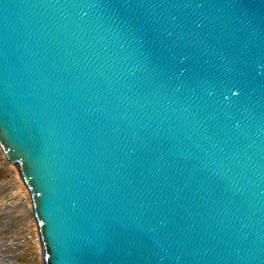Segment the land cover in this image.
Here are the masks:
<instances>
[{"label": "water", "instance_id": "95a60500", "mask_svg": "<svg viewBox=\"0 0 264 264\" xmlns=\"http://www.w3.org/2000/svg\"><path fill=\"white\" fill-rule=\"evenodd\" d=\"M0 146L44 264H264V0H0Z\"/></svg>", "mask_w": 264, "mask_h": 264}, {"label": "rangeland", "instance_id": "374dc122", "mask_svg": "<svg viewBox=\"0 0 264 264\" xmlns=\"http://www.w3.org/2000/svg\"><path fill=\"white\" fill-rule=\"evenodd\" d=\"M4 156L6 155L0 146V207L7 206L8 208H13L11 202L17 201L18 196L27 198L25 203L28 205L30 202L32 204L31 195L22 180L18 167L14 164L10 168L6 164ZM23 208L25 207L23 206ZM20 211H22L20 219H7L6 223H0V244L2 243L0 256L1 250L7 253H2L3 256L12 255L10 256V260L4 261L0 257V261H3V264H10L12 262H18L19 264H44V252L42 243L38 239L36 218L34 217V219L33 215L29 214V211L23 212L22 208ZM11 215H13V212ZM10 241H16V243L10 244L11 246L5 249L8 246L7 242Z\"/></svg>", "mask_w": 264, "mask_h": 264}, {"label": "built area", "instance_id": "2783aa9c", "mask_svg": "<svg viewBox=\"0 0 264 264\" xmlns=\"http://www.w3.org/2000/svg\"><path fill=\"white\" fill-rule=\"evenodd\" d=\"M5 157V162H6V164L7 165H9V167L10 168H12V166H14V164L12 163V162H10L8 159H7V157L6 156H4ZM27 199V198H26ZM26 199H25V197H21V196H18V198H17V201H13V202H11V204H12V206H13V208H8L7 206H4V207H0V223H2V222H7V219L8 220H16V219H20L21 217H20V215L22 214V211H20V209L22 208L23 209V212H26V211H29V214L30 215H33V218L35 217V214H34V208H33V203L31 204V202H30V204L28 205L27 203H25L26 202ZM19 200H21V201H19ZM23 206L25 207V208H23ZM16 208V209H15ZM13 212V215H11V213ZM15 212H17V213H15ZM15 214V215H14ZM35 219V218H34ZM35 223L37 224V221H36V219H35ZM37 231H38V225H37ZM38 234H39V231H38ZM32 237V236H31ZM38 239H39V241L41 242V239H40V236L38 237ZM4 241V240H3ZM4 242H6V241H4ZM8 243V246H6V248L5 249H7V247H10L11 245L10 244H15L16 243V241H10V242H7ZM4 250H1V256L0 257H2L3 255H2V253H4L3 252ZM4 254H7V253H4ZM9 255V254H8ZM9 256H12V255H9ZM5 257V256H4Z\"/></svg>", "mask_w": 264, "mask_h": 264}, {"label": "bare ground", "instance_id": "6f19581e", "mask_svg": "<svg viewBox=\"0 0 264 264\" xmlns=\"http://www.w3.org/2000/svg\"><path fill=\"white\" fill-rule=\"evenodd\" d=\"M14 244V243H13ZM2 246V243L0 244V247ZM5 256V257H4ZM1 258H3L4 261L10 260V256L4 255ZM3 261H0V264H3ZM10 264H19L18 262H12Z\"/></svg>", "mask_w": 264, "mask_h": 264}]
</instances>
